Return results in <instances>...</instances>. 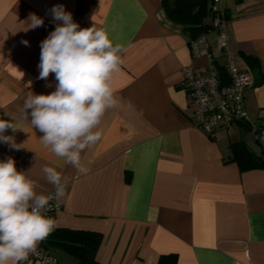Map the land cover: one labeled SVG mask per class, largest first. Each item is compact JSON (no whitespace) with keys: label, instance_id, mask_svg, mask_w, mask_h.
Wrapping results in <instances>:
<instances>
[{"label":"crops","instance_id":"1","mask_svg":"<svg viewBox=\"0 0 264 264\" xmlns=\"http://www.w3.org/2000/svg\"><path fill=\"white\" fill-rule=\"evenodd\" d=\"M163 1L172 3L0 0V118L14 117L18 129L5 135L19 146L0 142V161L13 158L17 170L27 172L37 181V192L46 195L55 189L42 168L62 173L55 229L100 234L98 264H264V169L241 171L230 161V146L237 142L264 156V145L255 138L264 125V82H253L245 92L246 125L211 136L193 129L181 69L202 71L207 60L191 57L188 35L166 18ZM220 2L228 16L230 53L252 78L247 59L255 58L264 76V0ZM57 4L81 28H104L124 48L112 81L121 104L102 118L101 140L81 153L87 174L45 148L43 134L23 111L29 92L55 90L54 74L39 79L38 64L40 42L56 26L49 10ZM30 13L41 17L43 26L26 30ZM206 38L223 65L215 33ZM43 249L58 264H72L66 254Z\"/></svg>","mask_w":264,"mask_h":264},{"label":"clouds","instance_id":"2","mask_svg":"<svg viewBox=\"0 0 264 264\" xmlns=\"http://www.w3.org/2000/svg\"><path fill=\"white\" fill-rule=\"evenodd\" d=\"M49 11L56 26L40 42L38 68L39 79L47 80L54 74L55 90L50 94L29 92L23 111L27 120L30 115L31 127L43 134L40 142L45 148L78 173L87 174L81 153L101 140L102 118L121 104L112 81L123 64L124 48L114 44L104 28L94 24L81 28L62 4ZM27 22L26 30L44 23L35 13H30ZM22 43L27 46L29 42ZM13 121L14 117L0 118V142L18 149L14 138L5 135L9 129H18ZM42 172L54 186V193H38L37 181L17 170L13 158L0 161V264H23L57 226L45 213L49 201L63 196L66 178L47 165Z\"/></svg>","mask_w":264,"mask_h":264},{"label":"built area","instance_id":"3","mask_svg":"<svg viewBox=\"0 0 264 264\" xmlns=\"http://www.w3.org/2000/svg\"><path fill=\"white\" fill-rule=\"evenodd\" d=\"M211 14L209 32L215 33L216 52L224 59V64L218 65L206 35H201L189 43V50L194 60L205 58L207 68L197 72L189 67L181 69V87L193 108L191 127L208 136L218 129L231 130L237 125L247 124L244 96L254 82L251 74L239 67L236 57L228 49L227 19L220 0H214ZM255 138L264 145V125L255 130ZM60 210L61 206L54 197L49 201L45 214L52 217ZM44 241L23 264H58L55 257L44 252Z\"/></svg>","mask_w":264,"mask_h":264},{"label":"trees","instance_id":"4","mask_svg":"<svg viewBox=\"0 0 264 264\" xmlns=\"http://www.w3.org/2000/svg\"><path fill=\"white\" fill-rule=\"evenodd\" d=\"M163 1V10L166 18L180 26L188 35L189 43L211 30V8L214 0H171ZM241 5L245 0H233ZM226 19L227 12L224 10ZM248 64L254 78V84L264 82L259 63L249 57ZM232 155L230 161L237 164L241 171L264 169V156L257 155L243 142L231 144ZM262 147V146H261ZM264 154V153H262ZM103 238L98 233L55 229L45 239L43 248L58 250L71 258L72 264H98L97 255ZM162 260L160 264H162Z\"/></svg>","mask_w":264,"mask_h":264},{"label":"rangeland","instance_id":"5","mask_svg":"<svg viewBox=\"0 0 264 264\" xmlns=\"http://www.w3.org/2000/svg\"><path fill=\"white\" fill-rule=\"evenodd\" d=\"M233 137H234V135H233ZM231 138H232V137H231ZM249 138H250V136H249ZM252 145H254V146H255V143L253 142V143H252Z\"/></svg>","mask_w":264,"mask_h":264}]
</instances>
